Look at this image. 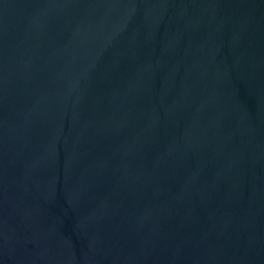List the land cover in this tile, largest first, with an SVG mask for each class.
<instances>
[{"label":"water","instance_id":"95a60500","mask_svg":"<svg viewBox=\"0 0 264 264\" xmlns=\"http://www.w3.org/2000/svg\"><path fill=\"white\" fill-rule=\"evenodd\" d=\"M0 264H264V0H0Z\"/></svg>","mask_w":264,"mask_h":264}]
</instances>
